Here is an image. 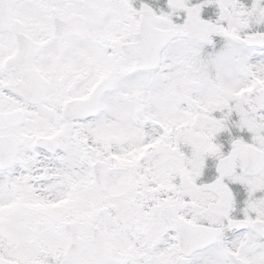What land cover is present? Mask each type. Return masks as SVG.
<instances>
[{"label":"snow or ice","instance_id":"6c2138e0","mask_svg":"<svg viewBox=\"0 0 264 264\" xmlns=\"http://www.w3.org/2000/svg\"><path fill=\"white\" fill-rule=\"evenodd\" d=\"M0 264H264V0H0Z\"/></svg>","mask_w":264,"mask_h":264}]
</instances>
